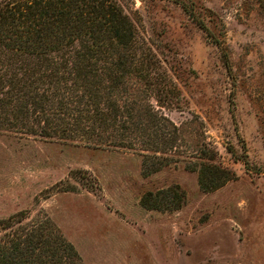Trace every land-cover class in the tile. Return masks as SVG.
Returning a JSON list of instances; mask_svg holds the SVG:
<instances>
[{"label":"rangeland","instance_id":"rangeland-1","mask_svg":"<svg viewBox=\"0 0 264 264\" xmlns=\"http://www.w3.org/2000/svg\"><path fill=\"white\" fill-rule=\"evenodd\" d=\"M112 1L173 80L185 145L235 177L205 192L184 155L146 175L131 151L0 134V220L49 217L84 264H264V0ZM167 187L179 208L141 206Z\"/></svg>","mask_w":264,"mask_h":264},{"label":"trees","instance_id":"trees-1","mask_svg":"<svg viewBox=\"0 0 264 264\" xmlns=\"http://www.w3.org/2000/svg\"><path fill=\"white\" fill-rule=\"evenodd\" d=\"M135 34L112 0H0V134L131 151L146 175L184 155L199 188L218 189L235 175L185 145L162 111L177 88L155 55H138ZM183 200L167 187L140 204L176 209ZM26 214L0 220V264H84L49 217Z\"/></svg>","mask_w":264,"mask_h":264}]
</instances>
